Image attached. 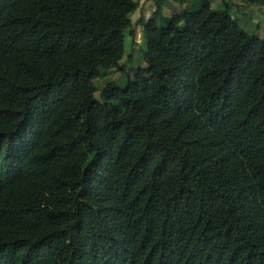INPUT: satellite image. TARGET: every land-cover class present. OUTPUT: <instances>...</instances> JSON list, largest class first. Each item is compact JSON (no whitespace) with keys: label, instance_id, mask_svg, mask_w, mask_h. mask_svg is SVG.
<instances>
[{"label":"trees","instance_id":"obj_1","mask_svg":"<svg viewBox=\"0 0 264 264\" xmlns=\"http://www.w3.org/2000/svg\"><path fill=\"white\" fill-rule=\"evenodd\" d=\"M139 5L0 0V264H264V39L157 0L125 71Z\"/></svg>","mask_w":264,"mask_h":264},{"label":"rangeland","instance_id":"obj_2","mask_svg":"<svg viewBox=\"0 0 264 264\" xmlns=\"http://www.w3.org/2000/svg\"><path fill=\"white\" fill-rule=\"evenodd\" d=\"M211 2L214 8L228 11L230 16L246 32L264 39V5L253 3L249 0H211ZM139 3V8L132 15L135 35L131 36L129 29L125 30V53L120 62L125 71H131V68L134 70L138 67L146 66L144 51L146 50L147 43L144 41L142 23L154 15L157 0H139ZM174 3L176 4L163 6L164 15L174 12L175 9H178V6L179 10L183 8L181 3ZM131 75L133 76V73ZM126 77L122 67L115 68L109 70L103 78H95L94 84L98 89H102L103 85L110 81L123 86L127 82ZM99 92H97L98 97Z\"/></svg>","mask_w":264,"mask_h":264}]
</instances>
